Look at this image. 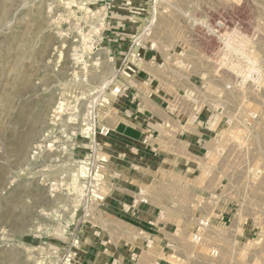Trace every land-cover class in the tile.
Returning <instances> with one entry per match:
<instances>
[{"label":"rangeland","instance_id":"obj_1","mask_svg":"<svg viewBox=\"0 0 264 264\" xmlns=\"http://www.w3.org/2000/svg\"><path fill=\"white\" fill-rule=\"evenodd\" d=\"M143 51L191 119L211 116L199 171L154 168L144 190L167 264H264V0H0V264H79L93 237L127 233L104 219L121 166L108 138Z\"/></svg>","mask_w":264,"mask_h":264},{"label":"crops","instance_id":"obj_2","mask_svg":"<svg viewBox=\"0 0 264 264\" xmlns=\"http://www.w3.org/2000/svg\"><path fill=\"white\" fill-rule=\"evenodd\" d=\"M136 61L127 80L125 115L113 125L108 138L121 164L110 184L118 218L112 220L104 213L107 222L119 223L127 233L107 234L109 240L104 235L93 237V245L82 251L79 264H167L166 225L158 219V206L144 199V190L154 168L160 170L155 173L164 174L198 172L213 142L212 130L204 127L206 115L196 113L193 121L191 104L162 83L156 55L143 51Z\"/></svg>","mask_w":264,"mask_h":264},{"label":"bare ground","instance_id":"obj_3","mask_svg":"<svg viewBox=\"0 0 264 264\" xmlns=\"http://www.w3.org/2000/svg\"><path fill=\"white\" fill-rule=\"evenodd\" d=\"M134 55H136V54H134ZM117 75H118V73L117 74L111 73L108 77H106L102 81V85L98 86L99 87V90L97 92L98 95H97V97H95L94 104H96L99 101L101 107H106L107 111L112 110V108L109 106L110 101H113L116 99L117 92L115 91V89H113L114 88L113 86H116L118 84V82L116 81ZM120 75L122 77H124V79H125L126 73H120ZM103 113H105V112L102 111L101 109H99L97 115L99 116V115H102ZM69 121L73 122L74 120L70 119ZM94 126L95 125L92 121L87 124L88 130L91 133H93V131H94ZM201 225L206 226V221H202ZM196 240H197V237L195 238V241Z\"/></svg>","mask_w":264,"mask_h":264},{"label":"built area","instance_id":"obj_4","mask_svg":"<svg viewBox=\"0 0 264 264\" xmlns=\"http://www.w3.org/2000/svg\"><path fill=\"white\" fill-rule=\"evenodd\" d=\"M138 56V55H137ZM246 59V58H244ZM248 65L244 68H240L239 71V77H240V80L244 81L245 83H252L254 81H256L257 79H259L261 73L260 71L257 69V66L250 63V62H247ZM191 103H194L196 102L195 100H191L190 101ZM171 111L172 112H175V109L174 108H171ZM211 116L209 117V120H210ZM197 119V116L196 114L193 116L192 120L195 121ZM209 120L205 123L206 125V128H208V123H209Z\"/></svg>","mask_w":264,"mask_h":264}]
</instances>
